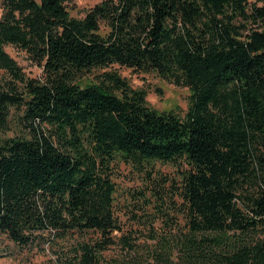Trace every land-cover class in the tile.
<instances>
[{
  "label": "trees",
  "instance_id": "trees-1",
  "mask_svg": "<svg viewBox=\"0 0 264 264\" xmlns=\"http://www.w3.org/2000/svg\"><path fill=\"white\" fill-rule=\"evenodd\" d=\"M70 1L0 0V132L19 133L0 140V236L47 244L56 264H104L122 230L117 163L179 160L188 230L154 264H264V0H105L81 19ZM113 65L186 88L184 117L115 72L82 84Z\"/></svg>",
  "mask_w": 264,
  "mask_h": 264
},
{
  "label": "rangeland",
  "instance_id": "rangeland-1",
  "mask_svg": "<svg viewBox=\"0 0 264 264\" xmlns=\"http://www.w3.org/2000/svg\"><path fill=\"white\" fill-rule=\"evenodd\" d=\"M105 0H71L66 4L72 18L81 19L94 6ZM117 1V0H114ZM250 5L259 0H248ZM2 14L0 2V17ZM99 34L104 36L107 26L101 22ZM6 53L17 63L27 77L41 79L42 70L24 51L7 46ZM115 72L133 90L146 93L147 106L158 112L172 111L180 117L187 112L189 92L162 80L156 73H142L113 65L106 70H93L84 76L82 84L97 83L102 73ZM13 124L11 123L10 126ZM19 135L11 131L0 132V140ZM185 165L181 161L160 162L132 161L117 163L113 181L115 184L114 213L121 224V232L114 233L116 245L104 253V264H124L131 257L144 264H154L152 255L159 250V242L187 233L181 196L179 195L181 172ZM171 237V238H170ZM126 240L132 246L133 254L123 245ZM64 245V244H63ZM73 246V245H72ZM71 245H66L65 253ZM52 248L44 244L41 248L19 250L5 237L0 236V264H56ZM178 253H174L176 261Z\"/></svg>",
  "mask_w": 264,
  "mask_h": 264
}]
</instances>
